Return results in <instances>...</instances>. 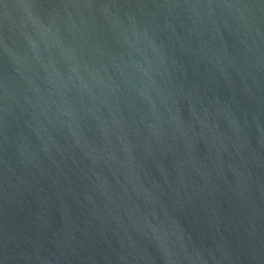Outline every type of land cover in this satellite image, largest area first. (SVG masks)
<instances>
[{"label": "water", "instance_id": "1", "mask_svg": "<svg viewBox=\"0 0 264 264\" xmlns=\"http://www.w3.org/2000/svg\"><path fill=\"white\" fill-rule=\"evenodd\" d=\"M0 264H264V0H0Z\"/></svg>", "mask_w": 264, "mask_h": 264}]
</instances>
